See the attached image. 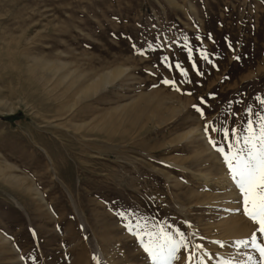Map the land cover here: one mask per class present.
<instances>
[{
  "label": "rangeland",
  "instance_id": "rangeland-1",
  "mask_svg": "<svg viewBox=\"0 0 264 264\" xmlns=\"http://www.w3.org/2000/svg\"><path fill=\"white\" fill-rule=\"evenodd\" d=\"M188 47L212 61L193 52L199 76ZM258 98L264 0H0V264H149L129 220L181 230L191 264L245 259L255 226L204 125L242 136Z\"/></svg>",
  "mask_w": 264,
  "mask_h": 264
},
{
  "label": "snow or ice",
  "instance_id": "snow-or-ice-1",
  "mask_svg": "<svg viewBox=\"0 0 264 264\" xmlns=\"http://www.w3.org/2000/svg\"><path fill=\"white\" fill-rule=\"evenodd\" d=\"M161 43L167 44L168 41H161ZM186 45L187 40H185ZM148 48L150 50L153 49V45L149 44ZM194 51H197L201 60L208 63H212V61L208 53L203 49L187 48V56L192 63V70L199 76L202 73L193 61ZM140 54L145 55L144 52H140ZM234 58L239 59V57ZM168 59V57H164L161 63L171 68ZM215 66L213 64V67ZM176 69L182 77H187L188 73L178 63L176 64ZM163 84L179 91L176 88L175 80L164 79ZM211 98H213V94H210L208 98L201 97L199 104L206 107L207 100ZM259 102L264 104V99H259ZM193 107L200 117L204 118L203 108L196 105H193ZM246 115V126L242 136L237 135L235 127L218 129L214 125L210 128L208 123L204 125V133L208 137L209 145L220 154L231 180L239 190L243 215L255 226L250 237L233 241L238 251L241 249L247 250L244 253L245 259L237 261L234 258H217L218 264H264V122L258 125L254 123V117L264 121V114H254L249 108ZM212 134H220L227 147L219 146L212 138ZM120 216L121 219L124 218L123 213ZM125 227L129 234L133 235L138 241L142 251L146 254L149 264H172L173 257L182 248L189 253L188 264H191L192 259L195 258L184 239V233L179 229H173L168 232L161 229L158 232H151L141 228L139 223L133 227L130 220L125 224ZM220 247L223 248L224 245L220 244Z\"/></svg>",
  "mask_w": 264,
  "mask_h": 264
},
{
  "label": "bare ground",
  "instance_id": "bare-ground-1",
  "mask_svg": "<svg viewBox=\"0 0 264 264\" xmlns=\"http://www.w3.org/2000/svg\"><path fill=\"white\" fill-rule=\"evenodd\" d=\"M247 53L248 52H246V50H243L242 51V55H245V57H247ZM244 57V58H245ZM242 58H243V56H242ZM262 69V68H261ZM259 71V69L258 68H254V69H252V72H254V74L256 73V72H258ZM252 72H250V73H252ZM247 73H249V72H246V71H239L238 69H237V67L234 65V67H233V70L231 71V73H230V78H228V79H238V77L240 78V76H244V75H247ZM253 74V75H254ZM258 74V73H257ZM116 77V72H114V73H110V74H108V75H103V76H101L99 79H98V81L97 82H93L92 84H91V86L90 87H87V88H85V91H88V90H90V89H97L98 87H100V88H102L103 86H105V85H107V84H109L110 82H111V79H114ZM245 77V76H244ZM236 79V80H237ZM230 80H228V82H229ZM197 95V94H196ZM143 116L144 114H143V112H139V113H137V114H135L134 116ZM145 116V115H144ZM148 121H151V118L149 117L148 119H147ZM132 124V123H131ZM226 186L227 187H229L228 186V184H226ZM231 193H229V195H230ZM232 195V194H231ZM230 195V196H231ZM228 196V195H227ZM238 218H234V219H230V217L227 219H225V220H228V223H226V226L224 227L225 228V230L227 231H225L226 233H228V235L231 237L233 234L235 235L236 234V232L235 231H237V230H239L238 229V227L240 226V218H239V220H237ZM224 222H226V221H224ZM223 228V229H224ZM235 232V233H234ZM237 235H238V232H237ZM227 237V236H226Z\"/></svg>",
  "mask_w": 264,
  "mask_h": 264
}]
</instances>
